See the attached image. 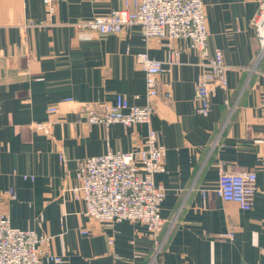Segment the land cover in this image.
Returning a JSON list of instances; mask_svg holds the SVG:
<instances>
[{"label":"crops","instance_id":"0c3cea01","mask_svg":"<svg viewBox=\"0 0 264 264\" xmlns=\"http://www.w3.org/2000/svg\"><path fill=\"white\" fill-rule=\"evenodd\" d=\"M261 2L202 0L208 49H220L226 66L207 116L194 102L199 53L185 39L169 41L179 63L158 74V94L149 98V126L165 147V171L154 176L165 190V241L152 264H264V49L252 25ZM122 6L59 0L47 19L42 0H0V199L13 227L50 237L42 251L62 262L43 264H151L143 224H100L68 189L78 159L138 149L147 133L146 124H90L79 112L117 94L130 105L147 102L135 55L164 59L167 41H144L139 25L109 34L75 26ZM41 122L49 133L36 129ZM221 169L255 172L251 209L214 194ZM10 187L14 199L3 194Z\"/></svg>","mask_w":264,"mask_h":264},{"label":"built area","instance_id":"2783aa9c","mask_svg":"<svg viewBox=\"0 0 264 264\" xmlns=\"http://www.w3.org/2000/svg\"><path fill=\"white\" fill-rule=\"evenodd\" d=\"M57 1L42 0L47 19L54 13ZM132 25H139L144 41L150 38L167 41L164 44L167 47L164 59L152 58L145 51L135 55L144 71L147 102L141 106L130 105L124 95L117 94L112 104L99 108L96 103L85 102L79 112L85 115L90 124H146L148 128L143 144L131 151L109 150L101 155L78 159L75 171L77 182L68 189L75 199L84 203V214L100 224L110 225L122 221L143 224L152 242V264L165 241L160 234L163 225L160 211L165 190L154 180L157 173L165 171V147L158 143L155 131L149 126L153 113L149 98L158 94V74L170 71L173 65L179 63V52L169 41L185 39L189 41V47L199 53L200 73L195 84L194 102L202 116L209 114L210 99L216 87L226 85V66L220 49H208L202 0H123L122 7L106 15L75 23L78 29L98 34L120 33ZM252 25L264 49V2L259 4ZM163 94L166 98L170 96L169 91ZM56 111L55 106L48 108L49 113ZM35 127L49 133L48 122L36 123ZM256 190V174L253 170L236 172L221 169L214 194L224 201L237 203L243 210H249ZM201 193L205 195L206 191L202 190ZM3 194L9 199L16 196L12 187L4 190ZM222 236H231V233ZM48 240L50 237L32 229L13 227L0 199V264L62 262L60 256L43 253L42 246ZM111 241L109 239V243Z\"/></svg>","mask_w":264,"mask_h":264}]
</instances>
